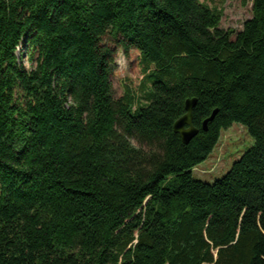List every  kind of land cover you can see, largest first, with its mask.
Returning a JSON list of instances; mask_svg holds the SVG:
<instances>
[{"label":"trees","instance_id":"1","mask_svg":"<svg viewBox=\"0 0 264 264\" xmlns=\"http://www.w3.org/2000/svg\"><path fill=\"white\" fill-rule=\"evenodd\" d=\"M207 1L0 0V264H264V0L237 32ZM233 123L252 146L194 178Z\"/></svg>","mask_w":264,"mask_h":264},{"label":"rangeland","instance_id":"2","mask_svg":"<svg viewBox=\"0 0 264 264\" xmlns=\"http://www.w3.org/2000/svg\"><path fill=\"white\" fill-rule=\"evenodd\" d=\"M252 0H212L207 1L211 7L222 12L220 26L237 32L242 29L245 20L251 17ZM116 50V66L111 74L110 81L115 97L123 95L124 88L128 86L138 92L139 83L143 78L139 64V53L131 50L125 54L117 48L116 43L105 37L102 41ZM26 59V55H24ZM253 144L252 137L245 127L233 123L231 127L221 132L220 139L208 158L193 169V177L204 182H214L221 178L231 167L233 162L248 150Z\"/></svg>","mask_w":264,"mask_h":264},{"label":"water","instance_id":"3","mask_svg":"<svg viewBox=\"0 0 264 264\" xmlns=\"http://www.w3.org/2000/svg\"><path fill=\"white\" fill-rule=\"evenodd\" d=\"M196 98H189L185 102V114L177 119L173 125L174 132L179 134L184 144H188L189 141L199 132L192 123V111L196 105ZM217 113L215 109L211 115L205 119L202 123V130H207V124L212 121Z\"/></svg>","mask_w":264,"mask_h":264}]
</instances>
